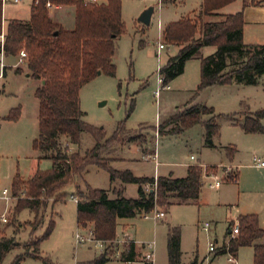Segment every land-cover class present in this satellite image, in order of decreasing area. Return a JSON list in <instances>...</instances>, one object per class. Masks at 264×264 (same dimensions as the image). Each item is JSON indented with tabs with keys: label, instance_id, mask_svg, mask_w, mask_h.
I'll return each instance as SVG.
<instances>
[{
	"label": "rangeland",
	"instance_id": "374dc122",
	"mask_svg": "<svg viewBox=\"0 0 264 264\" xmlns=\"http://www.w3.org/2000/svg\"><path fill=\"white\" fill-rule=\"evenodd\" d=\"M31 1L19 0L15 3L12 0H4V16L29 19ZM257 1L260 3L252 7V14L261 18L264 15V0ZM200 2L201 0H121V17L125 32L115 40L112 58L116 68L115 75L100 73L82 86L79 92L83 119L94 127H102L105 133L104 140L112 136L117 123L121 121L128 130L121 133L125 140L134 134L144 136L143 141L141 138L130 142L136 143L130 147L127 146L130 144L127 142L122 145L105 146L101 153L102 157L124 159L114 162L110 160L109 165L113 169L118 171L130 169L137 177L169 173L182 177L185 175L187 165H197L202 169L206 166H215L214 169L207 170L211 175L203 177L204 184L198 203L173 205L169 210L157 208V211L164 210L165 216L156 220L145 219L142 214L118 219L116 232L119 237L113 242H105L100 249L88 242L78 244L75 234L85 233L91 224L85 229L77 227L76 204L71 197L75 184L82 190H85V184L94 189L109 190V197L113 198L112 191H116L115 188L120 182L119 179H115V182L110 184L108 172L91 165L89 171L83 173L82 178L77 177L74 183L64 187L66 196L63 200L56 202L49 200L46 208L40 211L36 218L29 209L20 210L13 224L5 229L6 235L12 233L11 236L15 237L16 241L27 242L30 238L42 236L52 221L53 227L49 236L38 246L39 255L48 259L50 264H92L105 250L112 252L110 260L105 264H127L117 257L122 252L124 242L128 241L121 236L122 234L128 235L137 243L138 262L134 264H144L142 256L145 249L141 243L151 240H155L154 264H168V227H178L182 237L180 258L183 263L191 264L195 259L208 263L214 259V264H253L250 248H240L237 257L231 261L229 254L226 253L215 256L216 252L209 251V244L213 243L218 249L226 242L224 235L227 218H233L229 220L233 222L238 215L251 213L255 214L264 226V167L253 163L254 157L264 161V135L246 134L239 126L246 114L264 110V75L260 76L255 84L218 85L208 91L202 89L196 94V89L192 91V84L198 75V68L196 71L194 64H199V61L194 60L189 63L183 76L175 83L171 81V89L160 90L158 96L154 94L158 88V70L167 56L174 53V49L163 42L159 27L182 17H190L199 8ZM148 6H154L155 13L150 24L144 26L137 18ZM53 10L54 8L51 13ZM216 19L212 16L202 18L204 21ZM70 20L65 18L66 25L70 26L68 24ZM254 25L252 21L247 22L251 29ZM261 25L262 23H259V26ZM259 26H255L257 35L250 36L252 41L260 42L255 45L264 44V30ZM159 43L168 48L160 49ZM213 51V47H206L200 54L205 57ZM16 57L19 59V66L27 70L19 54ZM33 84L34 81L30 79L25 80L21 77L19 80L12 79L7 86L10 94L0 97V108L4 105L5 107L13 105L15 109L20 105V114L15 125L11 127L3 124L0 127V144L3 143L4 147V152L0 153V216L5 215L7 218L4 223L0 221L2 227L13 218L14 205L10 195L13 173L18 171L25 179L31 169L35 170L38 167L39 170L47 171L52 167L50 159H38V152L32 148L33 141L38 136V101L34 96ZM132 101L133 109L129 113ZM192 105L217 106L214 112L219 114L216 122L220 129L219 134L211 138L212 145L206 143L204 127V122L211 117L210 115H202L201 121L190 128L164 135L156 133L155 127ZM261 123L264 128V118ZM62 143L65 144L64 139ZM94 143L89 133L82 132L79 146L71 145L69 150L83 153L92 148ZM225 147H234L237 150L232 158L227 156ZM114 148L116 150H113ZM146 151L150 155L145 158L143 154ZM232 172L234 174L238 172L237 183L225 182L229 177L226 174L231 175ZM216 179L220 180V188L210 186ZM5 188L9 192L6 199L1 197ZM123 193L127 198H135L137 185H125ZM16 222L22 226H18ZM30 222H33L32 226L28 225ZM204 223L209 224L207 230L203 229ZM11 227L15 228V233ZM22 252V249L10 251L2 264H10L14 257ZM22 264L46 263L32 256H25Z\"/></svg>",
	"mask_w": 264,
	"mask_h": 264
},
{
	"label": "trees",
	"instance_id": "16d2710c",
	"mask_svg": "<svg viewBox=\"0 0 264 264\" xmlns=\"http://www.w3.org/2000/svg\"><path fill=\"white\" fill-rule=\"evenodd\" d=\"M234 1L236 0H202L200 15L193 18L182 17L164 26L163 42L168 46L180 47L158 71L164 82L169 83L180 75L185 62L206 46L215 47V51L200 58V80L196 94L211 85L255 84L264 75V44L247 45L242 38V9L258 5L260 1L242 0L241 10L232 14L219 13L220 9ZM47 3L74 6L73 28L67 30L54 22L49 15L50 6ZM2 10L3 2L0 0V53L16 57L23 50L26 53L23 63L29 76L41 81L34 91L38 101V136L33 141L32 148L39 153V159H50L52 167L47 171L36 169L28 179H23L19 173L13 176L10 195L15 199V205L12 221L0 228V264L15 249H22L23 252L16 255L10 264H22L25 256H32L50 264L48 259L39 255L38 246L49 236L53 227L52 221L42 236L30 238L23 243L16 241L13 236L4 237V230L13 224L20 210L29 209L36 218L46 208L49 200H63L66 196L64 187L74 183L77 177H82L91 165L106 170L110 182L119 179L123 184L132 183L138 186L136 198L124 197L121 190L115 191V198H109L106 190L94 189L85 184L83 191L75 184L73 196L76 197L77 226L85 228L91 224L94 235L99 240L115 241L118 219L132 218L157 208L167 209L172 205L197 203L204 184V174H209L207 170H212L215 166L202 169L200 166L190 165L184 177H173L171 174L156 178L137 177L128 169L115 170L109 165L110 159L101 155L105 146L122 145L141 138L143 141L144 136L134 134L125 140L121 133L128 130L121 121L117 123L112 136L104 140L103 128L94 127L83 119L84 113L79 99L82 86L98 76V71L109 76L115 75L116 68L112 61L115 40L125 32L121 0H33L28 20L10 19L4 28ZM202 16L217 19L204 21ZM15 71L22 72V68L17 67ZM132 109L133 101L129 113ZM19 114L17 107L4 119L16 121ZM202 115L211 116L204 122V127L206 143L212 145L211 138L219 134L220 128L216 122L219 114H215L212 107L205 105L185 108L155 127V131L158 135H164L190 128L201 121ZM262 118L264 110L246 114L239 126L247 134H264ZM82 132L93 137L94 145L83 153L71 152L69 146H79ZM62 139L66 145L62 143ZM102 140L104 141L101 142ZM225 152L232 158L236 149L225 147ZM225 180L236 182L237 173ZM237 221L238 236L230 240L227 246L218 248L215 256L227 252L234 256L240 247L252 246L253 264H264V244L257 243L258 239L264 237V230L259 226L258 217L255 214L239 215ZM32 223L28 225L32 226ZM232 225V221L227 224L226 235ZM18 226L22 225L19 223ZM111 253V250L101 252L92 264H105L110 260ZM137 256L135 243L125 241L121 260L134 262ZM167 256L168 264H181L178 227H168ZM191 264L200 263L194 260Z\"/></svg>",
	"mask_w": 264,
	"mask_h": 264
},
{
	"label": "crops",
	"instance_id": "0c3cea01",
	"mask_svg": "<svg viewBox=\"0 0 264 264\" xmlns=\"http://www.w3.org/2000/svg\"><path fill=\"white\" fill-rule=\"evenodd\" d=\"M85 1H96V2H101V1H103V0H85ZM32 2H33V0L31 1V3H30V6H29V11H30V8H31V5H32ZM201 4H202V0H201V2H200V5H199V8L196 10V11H194L191 15H190V17H195V16H198V15H200V10H201ZM122 6V5H121ZM252 7H254V6H246V7H244L243 9H242V0H236V1H234L233 3H230V4H228V5H226L225 7H223L222 9H220L219 10V13H221V14H232V13H235V12H237V11H239V10H241L242 9V11H243V19H244V25H243V30H242V38H243V42H244V44H247V45H249V44H257V43H260V42H258V41H252L251 39H250V36H252V35H257V30L255 29V26H259V23H262V29L264 30V15H262V17L261 18H257V16H255L254 14H252L253 13V8ZM54 8V10H53V13H51V10ZM229 8H230V10H229ZM241 8V9H240ZM154 13H155V9H154V12H153V14H152V16H151V20H152V17H153V15H154ZM49 15H50V17H51V19L53 20V21H55V22H57V23H60L65 29H67V30H70V29H72L73 28V26H74V6H72V5H55V4H52L51 3V5H50V7H49ZM63 16H65V17H63ZM29 17H30V15H29ZM68 18V19H71L70 21L71 22H69L68 24H70V26H72V27H70V26H68V25H66V23H65V18ZM209 16H202V18H208ZM2 18H3V28H4V26H5V24H6V22L8 21V20H10V19H17V20H28V19H19V18H17V17H5L4 16V14H3V10H2ZM151 20H150V22H151ZM207 21V20H206ZM248 21H252V22H254V28L253 29H251V28H249L248 26H247V22ZM173 22V21H172ZM258 22V24H256ZM140 23V22H139ZM141 24V23H140ZM166 25V24H165ZM164 25V26H165ZM164 26H162L161 25V27H159L160 28V31H161V37H162V30H163V28H164ZM261 26H259V27H261ZM258 27V28H259ZM257 28V29H258ZM251 31H254V32H251ZM206 47H213V46H206ZM206 47H203V48H206ZM169 48H172V49H174V53L173 54H171V55H168L167 56V59H168V57H170V56H174L177 52H178V50H179V46H176V45H169ZM202 48V49H203ZM214 48V51H215V47H213ZM201 49V50H202ZM200 50V51H201ZM213 51V52H214ZM212 52V53H213ZM201 52H199L198 54H196L195 56H193L192 58H190L189 60H187L186 62H185V64H184V69H183V72L180 74V75H178L177 77H175L173 80H171L173 83H175V81L179 78V77H181V76H183V74L185 73V71H186V68L188 67V65H189V63H192V61H194V60H196V61H199V64H194V69L197 71V68H198V75H196L195 76V80H194V82H193V84H192V91H194L195 89H196V87H197V85H198V83H199V80H200V75H199V73H200V58L201 57H204V56H202L201 54H200ZM166 59V60H167ZM19 59L17 58V57H14V56H4L3 55V53H0V97L1 96H4V97H6V96H8L10 93L7 91V86H9V84H10V80H12V79H20V77L21 78H23V79H25V80H32V81H34V87H35V89L41 84V81H39V80H36V79H33V78H31L30 76H29V73L27 72V70H24L23 69V67L22 66H19V61H18ZM22 62V61H21ZM166 62V61H165ZM164 62V63H165ZM163 63V64H164ZM196 65V66H195ZM160 66V65H159ZM163 66V65H162ZM17 67H21L22 68V72H16L15 71V69L17 68ZM4 68H5V71H4ZM160 69V68H159ZM3 71H4V73H3ZM171 81H170V83H169V86H170V84H171ZM231 84H233V83H231ZM218 85H211V86H208V87H206V88H204L202 91H208V90H211V89H214L215 87H217ZM35 89H34V91H35ZM169 89H171V86H170V88ZM213 108H214V110L217 108V106L216 105H213L212 106ZM19 108H20V105H19ZM13 109V105H10V106H6L5 107V105H4V107H2V108H0V127L3 125V124H5L6 126H11V127H13V125H15V121H9V120H6V119H4V117L5 116H7L8 114V112H10V110H12ZM217 110V109H216ZM215 110V111H216ZM218 112H220V111H218ZM263 119V118H262ZM261 119V120H262ZM262 124V123H261ZM247 134V133H246ZM259 134V133H258ZM264 135V134H263ZM133 144H136V143H130V144H128L127 146L128 147H130V146H132ZM4 147H3V143H1L0 144V153L1 152H4V149H3ZM113 150H116V148H114ZM237 151V150H236ZM236 153V152H235ZM153 154H154V156H155V150L153 151ZM148 155H150V154H148L147 153V151L143 154V157H147ZM111 156V155H110ZM38 159H39V153H38ZM110 162H114V161H120V160H124L123 158H120V157H111L110 158ZM188 166H190V165H187L186 166V170H185V175H186V172H187V168H188ZM36 169H38V167L36 168ZM36 169L34 170V169H31V172L27 175V177L25 178V179H28V178H30L33 174H34V172L36 171ZM126 170V169H125ZM128 170H130V169H128ZM89 171V167L87 168V170L85 171V172H88ZM84 172V173H85ZM16 173H18V171H16ZM16 173H13V175H12V177H11V181H12V178H13V176L16 174ZM133 174V173H132ZM169 174H171L173 177H177V176H175V175H173L172 173H169ZM169 174H167V175H169ZM237 174H238V172H237ZM167 175H159V174H157V175H155V176H153L154 178H156V177H158V176H167ZM184 175V176H185ZM184 176H182V177H184ZM80 178V177H79ZM82 178V177H81ZM237 180H238V175H237ZM115 182V180L113 181V182H110V184H113ZM225 182H227V181H225ZM11 183V182H10ZM235 183H237V182H235ZM127 184H132V183H126V184H123L121 181L118 183V185H117V188H115V190L116 191H118V190H121V193H122V195L124 196V190H125V185H127ZM221 187V185H219L218 187H216V188H220ZM137 188H138V186H137ZM6 189V188H5ZM82 190V189H81ZM114 190V189H113ZM84 191V190H83ZM107 193H108V196H109V190H107ZM112 193L114 194V197L113 198H115L116 197V192H114V191H112ZM200 195V194H199ZM130 197L132 196V195H129ZM128 196V197H129ZM2 197V196H1ZM72 198H73V200H74V202H75V204H76V200L74 199V196L72 195L71 196ZM125 197V196H124ZM137 197V196H136ZM135 197V198H136ZM110 198V197H109ZM127 198V197H126ZM12 199V198H11ZM198 200H199V198H198ZM198 200H197V203H198ZM12 205H15V200H13L12 199ZM197 203H195V204H197ZM182 205H194V203L193 204H182ZM173 206V205H172ZM171 207V206H170ZM169 207V208H170ZM169 208H168V210H169ZM249 214H251V213H249ZM239 216V215H238ZM1 217V216H0ZM230 219H233V218H227L226 219V228H227V224L230 222L229 220ZM235 220H237V218H235ZM118 221V220H117ZM258 223H259V226H260V228L261 229H263L264 230V226L263 225H261V221L258 219ZM16 224L18 225L19 224V222H16ZM15 226V225H14ZM2 226L0 225V228H1ZM78 227V226H77ZM78 228H80V227H78ZM90 228H91V226H90ZM116 228H117V225H116ZM226 228H225V235H226ZM11 229H12V232L13 233H15V228H13V227H11ZM83 229H85V228H83ZM7 230V229H6ZM6 230H4V233H3V236L4 237H12L11 236V234L9 235H6ZM117 233V232H116ZM224 235V237H226ZM121 236H124L128 241H132V242H134L135 243V246H136V250H137V252H138V247H137V243L135 242V241H133L132 239H130V237L128 236V235H124V234H122ZM119 237V235H117V238ZM15 238V237H14ZM264 237H262L261 239H258L257 240V243L258 244H264V239H263ZM224 240V239H223ZM151 241H154V243H155V240H151ZM142 243H144V242H142ZM142 243H141V245H142ZM215 243H217V239H215ZM181 244H182V237L180 236V248H181ZM223 244V243H222ZM240 248H243V247H240ZM239 248V249H240ZM247 248H250L251 249V252H252V263H253V247L252 246H247ZM239 249H238V251H239ZM217 250V249H216ZM238 251H237V253L234 255V257H237V255H238ZM214 252H216V251H214ZM154 255H155V250H154ZM182 255V254H181ZM197 258V257H196ZM196 260V259H195ZM197 261V260H196ZM136 262H138V260L136 259V261H134V262H130V263H127V262H125V263H127V264H134V263H136ZM142 262V261H141ZM193 262V261H192ZM198 263H200V264H214V259H211L208 263H206L204 260H198L197 261ZM144 263V262H143ZM152 264H154V257H153V263ZM181 264H188V263H183L182 262V260H181Z\"/></svg>",
	"mask_w": 264,
	"mask_h": 264
},
{
	"label": "built area",
	"instance_id": "2783aa9c",
	"mask_svg": "<svg viewBox=\"0 0 264 264\" xmlns=\"http://www.w3.org/2000/svg\"><path fill=\"white\" fill-rule=\"evenodd\" d=\"M3 1L4 0H2V2ZM12 1L17 3L19 0H12ZM47 6L49 7L50 4L47 3ZM158 47L160 49L168 48L163 43H159ZM19 57H20L21 61L24 60V58L26 57V53L23 50H21L20 53H19ZM157 83H158V88L154 92L155 96H158L160 90H162V89H166L167 90V89L170 88L169 83L164 82L163 77H162L161 74H159V72H158V77H157ZM253 163L256 166L264 167V161L259 160L256 157L253 158ZM204 175L208 176V175H211V174H206L205 173ZM214 176H217V175H214ZM226 176L233 177L234 176V172H232L231 175H229L227 173ZM219 185H220V180L219 179H216L213 183L210 184L211 187L212 186L213 187H218ZM8 193L9 192H8L7 189H3L2 190V197L6 199V196L8 195ZM74 199L76 200V197H74ZM142 216L145 219L152 218V219L156 220V219H159V218H163L165 216V211L164 210L157 211L156 209H154L151 212L143 213ZM0 221L3 222V223L6 222L7 221L6 216L5 215H1ZM208 228H209V224L208 223H204L203 229L207 230ZM79 229H83V228L80 227ZM238 233H239L238 221L234 220L233 221V225L231 227V230L226 235V242H224L222 245H226L227 246L228 245L227 243H229L230 240L236 238L238 236ZM75 239H76V242L78 244H84V243L88 242V243L92 244L94 247H97L98 249L103 247L104 243H105V241L99 240V239H97L95 237L92 228L86 229L85 233L77 232L75 234ZM142 247L145 249V253L142 256V261L144 263H147V264H152L153 263V257H154V250H155L154 241L144 242V243H142ZM226 249H227V247H226ZM209 251L210 252L216 251V247H215V245L213 243L209 244ZM226 254H229V259L231 261L234 260L235 257L232 254H230L228 252ZM117 257H121V253H119ZM127 263H130V262H127Z\"/></svg>",
	"mask_w": 264,
	"mask_h": 264
},
{
	"label": "water",
	"instance_id": "95a60500",
	"mask_svg": "<svg viewBox=\"0 0 264 264\" xmlns=\"http://www.w3.org/2000/svg\"><path fill=\"white\" fill-rule=\"evenodd\" d=\"M154 12V6L146 7L138 16L137 20L144 26H148L150 24L151 16ZM100 74V71L97 72ZM102 103H100L101 105ZM152 191V190H151Z\"/></svg>",
	"mask_w": 264,
	"mask_h": 264
}]
</instances>
